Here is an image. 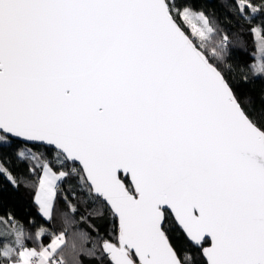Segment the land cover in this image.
I'll list each match as a JSON object with an SVG mask.
<instances>
[{"label": "snow or ice", "instance_id": "6c2138e0", "mask_svg": "<svg viewBox=\"0 0 264 264\" xmlns=\"http://www.w3.org/2000/svg\"><path fill=\"white\" fill-rule=\"evenodd\" d=\"M0 177V264H264V0H0Z\"/></svg>", "mask_w": 264, "mask_h": 264}, {"label": "trees", "instance_id": "16d2710c", "mask_svg": "<svg viewBox=\"0 0 264 264\" xmlns=\"http://www.w3.org/2000/svg\"><path fill=\"white\" fill-rule=\"evenodd\" d=\"M249 49L251 50V43L249 42ZM260 83L258 82L255 85V88L258 90L260 88ZM0 214L5 212H12L16 216L24 218L29 214L36 216V208L32 204L31 195L29 192L25 191L22 187L19 192H15L9 187L6 181L0 177ZM36 219L39 221V217L36 216ZM72 229H69V239L72 238ZM79 244L80 241H77ZM69 264H74V260L71 252L67 254Z\"/></svg>", "mask_w": 264, "mask_h": 264}]
</instances>
